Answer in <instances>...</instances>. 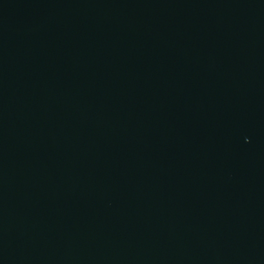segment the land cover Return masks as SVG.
I'll list each match as a JSON object with an SVG mask.
<instances>
[{"label":"water","instance_id":"obj_1","mask_svg":"<svg viewBox=\"0 0 264 264\" xmlns=\"http://www.w3.org/2000/svg\"><path fill=\"white\" fill-rule=\"evenodd\" d=\"M0 264H264V0H0Z\"/></svg>","mask_w":264,"mask_h":264}]
</instances>
